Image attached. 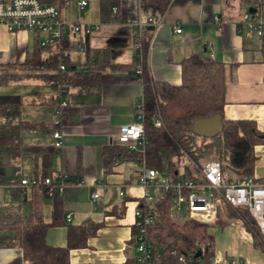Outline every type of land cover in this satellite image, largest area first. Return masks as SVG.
I'll return each mask as SVG.
<instances>
[{
	"label": "crops",
	"instance_id": "obj_1",
	"mask_svg": "<svg viewBox=\"0 0 264 264\" xmlns=\"http://www.w3.org/2000/svg\"><path fill=\"white\" fill-rule=\"evenodd\" d=\"M57 1H61L63 20L69 22L63 9L70 1ZM90 1L97 12L93 22L98 29L80 39L84 49L73 60L69 49V58L72 63L80 61L86 48L109 50L112 67L100 72L97 95L78 99L55 128L53 99L58 93L51 86L29 77L0 84V106H19V116L8 124L19 128L16 145H0V206L19 208L36 224L54 223L45 233V244L53 248L65 246L67 226L87 220L102 222L84 248L69 251V263L122 264L136 255L129 241L133 211L143 193L134 180L139 165L125 159L105 172L103 150L115 145L119 129L133 121L141 95L132 73L114 67L133 61V31L126 21L137 15L145 21L149 14L140 11L138 0H117L115 15L109 11L108 0ZM244 9L239 0H170L159 26L153 29L146 68L154 81L177 86L182 59L199 53L211 55L209 59L224 66L223 118L252 122L256 131L264 134V47L260 40L245 37L240 26ZM174 27L180 32L175 33ZM34 36L11 33L0 26V65H20ZM66 38L70 47L72 39ZM56 51L55 47L40 49L41 57H51ZM6 122L0 120V124ZM54 130L62 137L60 149L54 148L50 136ZM252 151L250 178L264 183V145H255ZM44 178L62 180L64 187L52 194L43 187H19L22 179ZM93 193H97L94 199ZM109 211L114 214L105 215ZM221 211L218 222L208 224L216 264L227 258L264 264V252L253 247L240 220L226 217L224 206ZM0 264H24L20 249L0 244Z\"/></svg>",
	"mask_w": 264,
	"mask_h": 264
},
{
	"label": "trees",
	"instance_id": "obj_2",
	"mask_svg": "<svg viewBox=\"0 0 264 264\" xmlns=\"http://www.w3.org/2000/svg\"><path fill=\"white\" fill-rule=\"evenodd\" d=\"M255 0H239L240 7L252 4ZM264 3V0H260ZM45 4L60 8L61 1L42 0ZM117 0H108V5H116ZM140 11L148 13L156 22L162 16L170 0H138ZM153 29L144 27L136 36L132 34V43L138 45L129 65H114L117 69L129 70L134 80H140V104L142 110V154L130 153L119 145L103 150L105 172L122 160H134L139 166L156 170L171 179L180 178L198 181V169L204 162L216 160L221 164V173L228 178H249L252 175L253 146L264 145V134L256 131L252 122L225 120L222 115L224 101V66L209 59L204 54H193L179 62L180 83L170 86L154 81L146 68V52ZM69 45L65 37L61 47L51 57L42 58L35 35L32 47L24 56L20 65H0V84L34 78L51 86L56 91L71 93L73 104L83 96L97 95L100 72L112 67V58L107 49L84 50L82 58L72 63L69 58ZM62 65L64 70L60 71ZM138 68L139 74H133ZM233 68V67H232ZM231 68V69H232ZM20 72H28V75ZM63 96V94H61ZM59 96L52 101L58 104ZM19 116V106H0V145L13 146L18 136V126H10V120ZM218 116L221 132L206 139L192 131L195 120ZM159 119L160 126L154 122ZM6 125V126H5ZM239 153L241 160L232 163L234 155ZM135 180V179H134ZM171 193L154 201L150 210L156 218L148 227L147 239L151 244L153 264H175L176 257L183 255L192 264H204L213 257V234L211 225L193 220L174 221L171 218ZM124 202V200H123ZM136 208H146L138 200ZM226 217L240 220L243 229L249 234L253 247L264 252V235L261 234L246 208L231 209L224 205ZM114 214V211L105 215ZM55 224H36L19 208L0 206V244L20 249L24 264H70V250L82 249L89 238L95 237L103 226L102 222L84 221L79 225L67 226L65 246L49 247L45 244V233ZM137 229L132 226L129 245L135 246ZM198 244L201 255L195 257ZM175 251V255L170 252ZM122 264H138L135 257H127Z\"/></svg>",
	"mask_w": 264,
	"mask_h": 264
},
{
	"label": "built area",
	"instance_id": "obj_3",
	"mask_svg": "<svg viewBox=\"0 0 264 264\" xmlns=\"http://www.w3.org/2000/svg\"><path fill=\"white\" fill-rule=\"evenodd\" d=\"M77 11H84L87 7L86 0H72ZM112 15L116 14L115 6L109 9ZM216 21V19H215ZM132 28L133 34L138 35L144 27L152 29L159 26V22L152 21L150 17L142 21L140 16H136L126 21ZM0 26L5 27L11 33L27 32L36 35L40 49L55 47L59 49L64 38L69 35L72 39L70 50L73 53H80L84 49V40L91 31L98 29L97 25H81L65 23L60 10L52 4H45L42 0H0ZM240 26L246 38L261 41L264 47V3L255 0L252 4L245 5L240 17ZM173 31L179 33L180 30L174 27ZM134 54L138 52V45H132ZM210 58L211 55H208ZM59 70L63 71L62 65ZM133 74L138 75L136 68ZM135 82L140 83L138 77ZM58 104L55 109L53 125L59 127L64 112L73 105L71 94L57 91ZM63 94V96L61 95ZM142 110L137 103L133 121L119 129L118 134L113 139L115 145L123 146L130 153L142 154ZM155 127L160 126L159 119L154 122ZM54 140V148L62 147V137L58 130L51 133ZM221 164L216 160H208L198 169L199 180L189 179L171 180L156 170L148 169L140 165L135 174V183L142 189L140 200L144 202L146 208L133 211V226L137 229L135 237L134 251L138 264H153L151 244L147 239L148 227L156 218V213L150 210L152 203L161 199L170 192L171 218L174 221L193 220L204 224H216L221 215V207L228 206L234 208H246L253 218L258 230L264 235V183H255L249 178H228L221 173ZM20 188L43 187L48 194L60 192L64 187V182L59 180L54 182L49 178L40 181L35 179H22L19 181ZM97 193H93L91 198H96ZM68 215L66 218L68 219ZM198 251H203L201 246L195 244ZM175 255V251L170 252ZM218 261L213 257L204 264H216ZM175 264H192L190 259L183 255L176 257ZM220 264H248L241 259L227 258Z\"/></svg>",
	"mask_w": 264,
	"mask_h": 264
},
{
	"label": "water",
	"instance_id": "obj_4",
	"mask_svg": "<svg viewBox=\"0 0 264 264\" xmlns=\"http://www.w3.org/2000/svg\"><path fill=\"white\" fill-rule=\"evenodd\" d=\"M221 123L220 118L218 116H213L209 119H198L193 122L192 131L195 135L200 136L202 138L210 139L215 137L217 134L221 132ZM241 160V156L239 153L234 155L232 159V163L238 164ZM200 252L197 251L195 253V257H198Z\"/></svg>",
	"mask_w": 264,
	"mask_h": 264
},
{
	"label": "rangeland",
	"instance_id": "obj_5",
	"mask_svg": "<svg viewBox=\"0 0 264 264\" xmlns=\"http://www.w3.org/2000/svg\"><path fill=\"white\" fill-rule=\"evenodd\" d=\"M68 6L65 5L63 11L64 15L66 17V20H69V24H81V25H96L95 22H93L97 17V12L93 10V3L89 0L87 1V8L84 9V11H77L74 5L72 4V1L69 0ZM72 60L77 55L76 53H72ZM43 56V55H42ZM210 160V159H209Z\"/></svg>",
	"mask_w": 264,
	"mask_h": 264
}]
</instances>
